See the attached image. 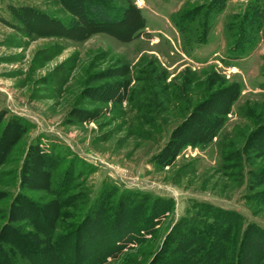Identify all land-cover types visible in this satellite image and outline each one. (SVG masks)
Returning <instances> with one entry per match:
<instances>
[{
  "label": "rangeland",
  "instance_id": "rangeland-1",
  "mask_svg": "<svg viewBox=\"0 0 264 264\" xmlns=\"http://www.w3.org/2000/svg\"><path fill=\"white\" fill-rule=\"evenodd\" d=\"M105 1L112 6L102 1L94 11L104 13L102 26L99 17L86 13L85 0H0V214L13 208L11 197H22L16 216L0 219V264H66L73 244L75 263L84 264L121 232L129 235L130 226L138 229L131 244L104 264H178L175 245L185 234L166 238L192 201L237 212L264 229V152L257 140L246 150L249 135L264 127V92L258 89L264 38L259 35L246 58L223 63V24L249 0L228 2L207 46L192 58L183 53L170 17L191 18L209 0ZM131 6L147 24L134 39L128 30L134 27ZM228 104L234 107L230 115ZM12 118L22 124L5 127ZM33 145L38 158L33 153L25 161ZM159 153L166 157L163 164L153 161ZM60 154L61 161L78 160L93 169L80 174L81 165H75L69 173L75 188L64 197L85 192L93 198L108 184L171 199L173 214L150 221V204L123 199L119 206L99 208L106 214L90 212L82 232L72 229L73 238L56 254L44 237L48 214L61 208L77 227L81 212L65 198L59 204L48 189L67 169L60 164L50 171L43 157L52 162ZM256 256L247 262L242 256L243 264H264Z\"/></svg>",
  "mask_w": 264,
  "mask_h": 264
},
{
  "label": "trees",
  "instance_id": "trees-1",
  "mask_svg": "<svg viewBox=\"0 0 264 264\" xmlns=\"http://www.w3.org/2000/svg\"><path fill=\"white\" fill-rule=\"evenodd\" d=\"M64 1L67 3L75 2V0ZM97 1L85 0V3L87 4L86 13L89 17L93 16V14L99 17L96 18L95 21L98 25L103 26L106 22L105 15L103 12L94 13V11L97 10L95 8L100 6L102 1L109 7L112 5L107 3L105 0ZM164 1L168 2L180 0ZM230 1L231 0H209L206 6L202 7V10L199 8L194 11L193 14L195 12L196 13L194 15L192 14L193 16L191 18L189 15H185V19H183L184 16H180L178 13L170 17V23L175 28L180 38L184 40H182V51L184 54L192 58V54L195 51L201 47L207 46V37L213 27L216 17L224 13L227 8V4ZM10 10L13 12L15 11L13 8H10ZM131 10L134 13H132L133 23L131 25H134V27L129 26L130 29L128 30L131 32L130 38L134 39L138 35L144 33L147 28V24L140 10L134 6H131ZM23 11L31 12L32 10L29 11V9H24L22 12ZM50 21L53 22L52 19ZM60 27L64 30L70 29V26L68 25L62 24ZM223 32L226 46L223 63L226 66H231L234 63L246 58L249 53H251L260 40V34L264 38V0H249L243 6V9L239 14L236 16H228L223 24ZM260 78L262 82L258 85V89L261 92H264V57L262 58L260 68ZM240 89L241 88L238 85L236 93L237 96L240 95ZM233 108L234 107L231 104L226 105V114L230 115L233 112ZM1 116L2 113H0V117ZM220 121L222 122V120ZM16 124H19L18 126H20L22 123L17 118H12L8 120L5 127H12ZM212 128H210L211 130L209 129L212 132L210 134L212 137H216V128ZM258 128H256L247 139L246 150L248 151L252 149V142L257 140L259 142L258 149L264 152V127L259 126ZM53 151V155H55L57 151ZM33 153H35V157L38 158L37 145L29 147L25 161H27L30 154ZM172 154L174 156V151ZM60 157L64 158L61 154L58 157L59 160L52 156L50 159L53 160L52 162L46 160L49 159V157H43L44 161L48 164V169L50 171L57 168L60 164H64V169H67L65 173L62 170L60 171V174L56 177L55 182H49L48 189L52 196L53 194L56 195V201H58L59 204L63 206L66 204L65 201L69 200L71 203L70 206L73 205L75 209L81 208V212L79 211L80 217L77 227H74V224L67 219V212L61 208L56 209L57 219L60 218L58 220L56 219L57 223L56 220H54L56 216V214H54L55 211L52 214H48L50 218L49 220H46L44 226V237L48 242L47 247L55 248V250L53 248L52 250L56 251V254L57 252L61 253V250L64 249L63 246L65 241L73 238L68 234L72 229L76 228L78 233L82 232L80 227L84 226L85 223L88 222L90 219L89 216H91L90 212H95V214L98 215L102 213L106 214L99 208H108L110 205H113V207L119 206L124 203L123 199L124 201L132 199L133 201H136L134 203L137 205H144L145 203L150 204V221L152 219H158L165 214L171 215L174 212L175 204L171 199L132 192L108 184H103L98 194L93 198L89 194L86 195L85 192L81 195L77 194V197L74 198L79 202L75 203L74 198L72 197L73 195H71L70 199L64 197L69 188H75L74 184L72 186L71 180L69 179V173L71 174L74 171L76 172L75 165L77 164L81 165L80 174L84 171L89 173L93 171V169L81 164L78 160H74L73 162L61 161ZM165 158L166 157L163 156L162 153H159L155 156L153 161L163 164L166 161ZM18 177V185L20 186L22 185L20 173ZM60 179L64 182V186H60L61 191L57 192V184ZM63 198H65V201L61 202ZM20 201L22 202V197L19 193H17L16 196L11 197V205H13V208L9 206L7 212H4V214L2 212L0 214V219L2 216L4 220H8L11 213L16 216L17 212H19L17 206L21 204ZM151 227L148 225L147 229L150 233L153 232ZM6 228L7 227H4L3 229ZM118 230H121V228ZM137 230H134L131 226L130 228L127 227L126 231H128L129 235L126 233L124 235L122 234L124 232H121L119 237L112 238L110 242L105 245V249L100 251L98 258L97 256H93L97 258H95L96 260L93 261L90 258L84 264H104L106 259L120 253L123 245L127 246L131 244V234H137ZM76 231L75 234H73L74 236H77ZM87 231H85V233H87ZM169 232L170 233L167 235L166 239H172L180 234H185L183 239L184 242H180V244L178 243L175 245L177 251L175 252L174 260L179 258L180 262L178 264H243L244 261L241 257L243 256V259L247 262L251 254H256V258L258 260L261 258L264 259V229L256 224L246 223L244 218L237 212L224 210L214 205L192 201L189 208L185 211V214L176 221ZM155 234L156 232H154V235ZM76 240H74L73 243H76ZM75 245L76 244H73L72 250H68L69 254H72L71 260L66 257L67 254H65V257L63 258L66 264H77L75 263L74 254ZM89 257H91L90 254Z\"/></svg>",
  "mask_w": 264,
  "mask_h": 264
}]
</instances>
